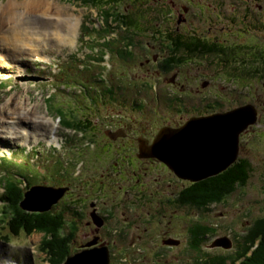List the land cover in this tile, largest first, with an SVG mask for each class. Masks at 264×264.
<instances>
[{
	"label": "rangeland",
	"instance_id": "1",
	"mask_svg": "<svg viewBox=\"0 0 264 264\" xmlns=\"http://www.w3.org/2000/svg\"><path fill=\"white\" fill-rule=\"evenodd\" d=\"M30 1L0 0V4L4 3L0 6L7 5V7H11ZM42 1L46 2L49 15L62 16L69 14L71 19L79 21L80 26L73 37L75 43L72 42L67 44V46L58 43H45L51 44V47H49V44L43 46L45 56L40 61L42 65L49 68L43 69V67L32 63L30 58L25 60V57L29 56L19 58L17 59L18 61H8L6 64L0 60V74L2 73L0 81L5 82L7 80L6 83L11 84L10 87L4 89L0 86V110L10 109L8 110L10 111L9 113H3L5 118H1V120H8L10 114L19 108L20 112L26 116L28 115L29 118L28 121L25 118V120H21L19 127L25 128L17 129L18 132H21L23 136H27L29 132L34 133L31 134V138L29 137L27 141L23 140V142L19 134H17V137L10 135L11 132L16 131L15 128L9 131L10 128L8 127L10 124L2 125L4 132L0 136L6 137V134H8L10 138L0 140V156L6 155L4 157L6 162L1 164L4 172L1 173L0 171V175L12 177L14 173H20L32 185L49 187L52 179L59 182L60 180L71 178V182H73L71 184L74 186L71 194H75L77 197H85V192H90V186H94L89 184L92 180H89L90 177L87 175L96 176L100 170V163L94 162L90 165L88 158L81 163L75 157L72 158L73 152L67 140L72 132L66 130L60 122L57 123L59 117L61 120L68 122L73 120H186L184 113L177 115L168 109H159L160 116H158V113L155 114L154 111L153 114L151 107H156L157 105L153 103L149 94V89H147L149 85L143 92L147 101L150 102L148 108L142 109L144 113H139L136 108H128L126 103H122L120 99L124 98L129 91L133 92L136 90L138 85L124 88L118 92L117 99H115V93L114 98H112L115 102L106 99V94H101L109 83L114 82L115 84L125 85L122 74L124 68H121V63L115 64L111 55L110 57L109 54L104 56L105 66L92 62V59L98 60L100 58V52L108 51L99 45L104 44V36L109 34L108 32H110L111 38L113 37L114 39L121 35L129 36L130 34L134 37L136 43H140V45L148 42L149 48H159L163 44L156 39L161 35V29L176 28L178 33L195 31L197 34L208 38V41H215L220 45L226 46V48H234L235 45L241 47V44L252 45V51L250 52L255 54L254 56L250 58L240 57L229 64L243 69V62L245 61H249L248 65H252V62L256 63L254 60L259 57L260 63L264 61V0H208L212 2L210 4L211 10L202 6L203 0H172V6L166 5L165 0ZM101 3L110 4L111 6ZM162 3H164V6ZM188 3L192 5L189 6ZM49 6H51L50 10ZM183 8H186L185 13H183ZM23 9L25 12L22 11ZM23 9L21 5L16 10L12 8V14L15 18L8 20L3 13L0 16V20L3 19L5 23L8 22L7 26L10 25L9 21L12 20L15 21L16 25L25 22H32V24L36 25L42 23V19L39 18L40 12L32 10L30 4ZM56 9H61L60 11L65 14H55ZM113 11L114 13L119 12L121 15L123 13L125 16L131 14L135 20V26L126 28L123 24L126 21L120 15L118 20H115ZM19 13H21V16L26 14L29 17L18 18ZM180 14L184 18V22H181V24L178 23ZM126 20L129 19L126 18ZM132 24L134 23L132 22ZM105 42H107L106 39ZM122 46L120 44V47ZM163 49L167 50L166 48ZM141 52L138 47L134 49L135 54H140ZM145 59L142 61H145ZM227 61L221 56L214 55L211 58L203 56L195 60H183L181 67L177 69L179 85L175 86V88L181 91V98L187 96L200 108L210 107L211 110H217L214 112L230 110L244 104H251L257 109V124L248 128L247 132L238 138L239 158L246 159L250 166L247 184L243 188H236L220 205L211 203L210 205L212 206L208 210L196 211V219L201 218L200 225L214 229L208 240L213 241L215 237L228 236L236 243L240 240L246 227H249L254 220L264 216V78L258 71L256 73L244 72L243 75L240 71L239 74H235L246 81L228 80L225 72L229 70ZM17 63L21 68L16 67ZM108 63L110 68L106 71L105 78L102 77L103 79H100L101 70L108 68ZM128 63L131 67V62ZM118 64L120 65L118 66ZM261 66L263 67L260 64L258 68ZM58 68H61L58 75L53 76L52 72L58 71ZM80 69L82 72L79 73ZM139 73V80L144 78L145 81H151L150 76H146L147 73L140 71V68L132 76L134 77ZM154 73L159 72L151 69V74ZM90 82L92 83L90 84ZM81 83L83 85L90 84L92 86L90 92L87 89L85 93L86 88L82 87ZM203 84H206V86H203ZM170 88L171 86L168 85V82H159L161 96H171L168 91ZM98 93L101 94L100 98ZM186 93L188 94L186 95ZM34 120L42 121L48 129L46 130L43 127L38 132L33 126L34 123L32 121ZM42 129L43 131L41 132ZM45 132L47 136L33 137L36 134H46ZM28 141L29 144L26 145ZM21 149H26L25 153ZM85 155L87 156V154ZM174 159L177 162H181L175 157ZM76 164H78V168L73 178L71 172L74 173L72 168ZM183 175L187 176V174ZM80 178L82 180L78 181ZM83 180H87L89 183L84 184ZM98 182L102 183V180ZM62 183L66 184L64 181ZM1 192L0 186V206L2 204L1 199H3ZM143 215L147 216L145 212ZM127 218L126 221L131 226L132 232L126 237L115 234L109 237V242H115L118 250L122 251V253L128 251L130 256H135L137 250L140 251L141 255L135 257V264H158L149 258L151 253L157 251L154 248V243L159 244L161 241V237L155 238L153 236L156 231L155 226L151 222H143L137 226L135 219L131 216H127ZM173 219L174 217H160L157 218V224L166 226L174 225L175 222V226L172 229L167 227L163 229V232L184 240L183 234H179L178 229L187 223L188 216H181L180 220L173 221ZM111 222L110 220L109 224H112ZM68 232L69 230L65 233ZM108 233L104 232L102 236H109ZM81 235V233L77 234L76 241L81 240ZM42 237H44L43 233L33 232L26 235L24 231L19 235L13 236L9 234L4 225V228L0 229V264H47L43 256L36 252V245ZM63 238L66 237L63 236ZM143 241L151 242L150 251L142 249L141 242ZM133 244H136V247ZM132 245L135 248H132ZM89 246L87 245L82 250H92H85L89 249ZM68 247H71L70 242ZM79 250L81 248L78 250L76 247L72 249L73 252H83ZM233 252L234 250L230 249L228 251H212L211 254L225 255ZM69 255L61 261V264L66 262ZM192 263V253L183 246L180 249L165 252V260L160 264Z\"/></svg>",
	"mask_w": 264,
	"mask_h": 264
},
{
	"label": "flooded vegetation",
	"instance_id": "2",
	"mask_svg": "<svg viewBox=\"0 0 264 264\" xmlns=\"http://www.w3.org/2000/svg\"><path fill=\"white\" fill-rule=\"evenodd\" d=\"M172 3V0H165L166 5L172 6ZM211 3L208 0H203L202 6L211 10ZM101 4L111 6L106 3ZM162 5L164 6V3ZM188 5L191 6L192 4L188 3ZM185 9L183 8V13L186 12ZM113 14L115 20H118L120 15L127 22H123L126 28L135 26V20L131 14L125 16L123 13L121 15L119 12L114 13V11ZM181 15H179V24L184 22V18ZM126 18L129 20H126ZM161 30V35L156 39L163 44L159 48H149L148 42L140 45V43H136L134 37L130 34L124 37L118 36L115 39L108 37L106 38L107 42L104 39V44H99L105 50H108L103 53H108L109 57L111 55L115 64H122L121 68H124L122 74L125 82V85L112 82L108 84L102 93L107 95L106 99L115 102L112 99L115 93V99H117L118 92L126 87L138 85L136 90L133 92L129 91L124 98L120 99L122 103H126L128 108H136L139 110V113H144L142 109L150 106V102L147 101L143 93L149 85L150 87L148 86L147 89H149L153 103L157 105L156 107H151L152 113L154 111L155 114L158 113V116H160L159 109H168L177 115L184 113L186 120H167L165 118H162L165 120H74L73 127L77 130V137L79 139L75 141L77 150H73L72 158L75 157L78 162L86 161L88 158L90 165L94 162H99L100 170L96 176L87 175L90 177L89 180H92L91 183L83 180L84 184L89 183L90 185H94L90 186V192H85V197H77V195L71 194L74 190L71 178L60 180L61 182H56L52 179L51 184L49 183V187L51 188L66 189L63 197L50 207L49 213H60L64 216L65 225L58 231L65 233V231L69 230V234L72 236L70 240L71 247H69L71 248L70 255L77 253V251H72L73 248L76 247L77 250L81 248L82 250L87 245H90L89 249L85 250L105 249L109 264H135V257L141 255L140 251L137 250L135 256H130L128 255V251L122 253V251L118 250L115 242H109V237L115 234L126 237L132 232L131 226L126 221L128 219L127 216H131L135 219L137 226L143 222H151L155 226L156 231L153 233V236L155 238L161 237V241L159 244L154 243V248L157 251L151 253L149 258L158 264L165 260V252L180 249L183 246L187 251L192 253V264L211 260L214 256H225L211 254L212 251H222L221 249H208L207 246L211 242L208 239L212 234V230L203 234L200 237V241H194L196 238H199L193 232L197 226V209L192 206L193 201L188 200L187 197L181 198L183 191L192 183L187 182L186 180L188 179L186 178L181 180L176 177L157 159L141 156L140 146L144 145L146 148H150L155 136L162 129L167 133H172L173 131L182 129L189 121H194V119L223 115L246 104L230 110L214 112L217 110H211L210 107L200 108L194 101L188 99L187 96L181 98V91L177 90L175 86L179 85V73L177 69L181 67L182 61L195 60L203 56L211 58L213 55L200 56L196 53L190 56V54L181 52L180 44L183 40H187L189 36L205 38L195 31L178 33L176 28H164ZM120 44L123 46L120 47ZM137 47L142 51L140 54L134 53V49ZM144 48L146 49L142 50ZM163 48H166L169 52ZM160 51L161 53H159ZM144 59L145 61H142ZM128 62H131V67ZM139 68L140 71L147 73L146 76H150L151 81H145L144 78L139 80L138 75L140 73L134 77L132 76V74L137 73V69ZM151 69L159 73L151 74ZM230 79L228 76V80ZM232 79H237V77H233ZM159 82H168V85L171 86L170 90H168L171 96L163 97L160 95ZM203 86H206V84H203ZM134 118L136 119V117ZM71 145L75 147L74 142ZM237 159H239V150ZM80 180L82 178L78 181ZM99 180H102V183L98 182ZM62 181L66 184H63ZM69 189L70 191L68 192ZM144 212L147 216L143 215ZM181 216H188L187 223L178 229V233L183 234L184 240L163 232L164 228L169 227L172 229L175 226V222L174 225L166 226L157 224V218L174 217V221L180 220ZM110 220L112 224H109ZM101 221L103 222L102 225L97 226V222ZM202 227L204 225H201L200 229ZM246 229L247 227L245 231ZM104 232H109V236H102ZM79 233L82 234L81 240L76 241L77 234ZM175 239L179 240L177 246L168 245ZM133 245L136 247V244ZM133 245L132 248H135ZM150 245V241L141 242L142 249L146 251L151 250ZM232 250L235 253L236 245H234Z\"/></svg>",
	"mask_w": 264,
	"mask_h": 264
},
{
	"label": "trees",
	"instance_id": "3",
	"mask_svg": "<svg viewBox=\"0 0 264 264\" xmlns=\"http://www.w3.org/2000/svg\"><path fill=\"white\" fill-rule=\"evenodd\" d=\"M251 47L252 45L249 44L247 46L241 44V47L235 45L234 48H226V46L220 45L215 41H208V38L191 36L180 44L182 53L190 54V56L196 53L200 56L207 54L221 56L228 60L227 64L240 57L250 58L254 56L255 54L250 52L252 51ZM259 58L255 59L256 63L252 62V65L247 64L249 61L243 62V69L229 64V70L226 72L231 79L237 77V80L242 81L246 80L235 73L239 74L241 71L243 75L244 72L256 73L258 71L261 73L262 78H264V61L260 63ZM260 64L263 67L258 68ZM88 92H90L89 89ZM47 101L49 107V97ZM63 123L66 126L72 127L71 122L64 120ZM4 161V156L0 157L1 173L4 172V168L1 165ZM249 175L250 166L248 161L239 158L225 171L215 176H210L199 181H192V184L183 191L181 198L187 197L188 200L193 201L192 205L194 207L202 211L206 205L218 203L227 198L236 188H243L247 184ZM0 186L3 190L1 195L3 199H1L2 204L0 206V222L2 226L5 225L9 234L13 236L19 235L23 231L26 235L33 232L43 233L44 237L41 238L37 251L45 256L44 261H47L49 264H61V261L71 252V248L68 247L71 238L69 232L61 233L58 231L65 225L64 216L60 213H27L20 210L19 203L22 200V195L31 186L20 173H14L12 177L8 175L6 177L1 174ZM200 226L198 224L193 230L199 236L194 241H200V237L203 234L213 229L208 226L200 229ZM63 236L67 239L63 238ZM240 241L238 240L237 242L235 254L214 256L211 260L199 262V264H236V262H239L238 264H264V216L254 220L247 227Z\"/></svg>",
	"mask_w": 264,
	"mask_h": 264
},
{
	"label": "bare ground",
	"instance_id": "4",
	"mask_svg": "<svg viewBox=\"0 0 264 264\" xmlns=\"http://www.w3.org/2000/svg\"><path fill=\"white\" fill-rule=\"evenodd\" d=\"M14 2L16 3V1ZM29 4L32 10H38L40 12L39 18L42 19V23L40 25L32 24V22H25L21 23L20 25H16L15 21L12 20L9 21L10 25L7 26L8 22L5 23V20H0V60L4 61V64H6L8 61H18L17 59L24 56L40 58L41 45L45 44L46 42L58 43L62 45L65 44V46L74 42L73 37L76 35L78 30L77 28L80 26V23L77 19H71L69 14L62 15V18H59L57 15H49L46 2L42 0H31L30 2H24L22 4L20 3L22 9L26 8ZM20 5H13L11 7H7V5L0 6V16L4 13V16H6L8 20L15 18L12 14V8L13 10H16L20 8ZM50 9L51 6H49V10ZM60 10L56 9L55 11L57 13L55 12V14H65ZM22 11L25 12L24 9ZM25 17L29 16L26 14L25 16H21V13L18 14V18ZM10 28L11 30H9ZM8 110L10 109L6 108L0 110V135H2L4 132V127L2 125L10 124L8 127L10 128L9 131L13 128L16 129V131L11 132L10 135L17 137V134H19L22 141H27L29 137L31 138V134L34 133L29 132L27 136H23V134L21 132L19 133L17 129L21 130L25 128L19 126L21 125V120L26 119V121H28V115L26 116L25 114L21 113L20 109L18 108L17 111L14 110L10 114V117H8L9 119L7 118L8 120H6L7 122L5 120H1V118H5V114L3 113L10 112ZM244 121L245 120H209L200 123L193 121L178 132H161L156 139L155 144L157 143L156 147H158L159 150H163L168 153L171 150L177 159H180L182 162L185 161L184 166L187 167V176L184 178L190 179L192 181H199L215 174V172H218V170L227 163L231 157V153L226 146V139H228L227 137L230 136L229 141L231 142V138H233L234 133L237 132V128L239 126L241 127ZM32 122L34 123L33 126L36 128V130H38V132L43 127L46 128V130L48 129L46 125L40 120H34ZM46 123L48 124L47 121ZM42 131L43 129L41 132ZM41 134L42 135L36 134L33 137L47 136V133ZM10 135L6 134V137L0 136V140L9 139ZM208 137L209 139L206 141ZM140 149V155L143 157H156L161 160V162L163 161L166 164H170L169 161H171V163H173L175 166L178 163L175 159L168 158V161L166 158L156 153L151 147L146 148V146L141 145ZM175 166L173 167L177 170ZM175 169L173 170L176 173L178 172L177 174L181 176L179 171H176ZM50 194L51 193L48 195ZM35 199L36 206H34L32 209L36 210L38 209L37 206H41L42 204L43 207L48 202L44 201V199L47 198L41 197L40 195L35 196ZM28 203H31V201ZM217 245H224V247H226L224 243H218ZM73 263H75V260H72V264ZM107 263L109 264L108 260ZM82 264L87 263L84 262ZM89 264H93V261L91 260Z\"/></svg>",
	"mask_w": 264,
	"mask_h": 264
},
{
	"label": "water",
	"instance_id": "5",
	"mask_svg": "<svg viewBox=\"0 0 264 264\" xmlns=\"http://www.w3.org/2000/svg\"><path fill=\"white\" fill-rule=\"evenodd\" d=\"M257 117H258V112L254 106L244 105L242 107L236 108V109L230 111L229 113H226L223 115L220 114V115H213V116L201 118V119H194V121H196V123L206 122L209 120H245L244 123L242 124V126L241 127L239 126L237 128V132L234 133L233 138H231V142L229 141L230 136L227 137L228 139H226V146L230 150L231 157L229 158L227 163L224 164L223 167H221L218 170V172H215V174H213L211 176H215V175L225 171L228 167H230L235 162V160L237 159V156H238V138H239V135L242 134L243 132H246V130L248 128L256 125L257 124ZM190 122H193V121H189L183 128H185ZM219 127H223V126H219ZM180 130H178V131H180ZM178 131H173V132H178ZM161 132H163V130L159 131L157 133V135L155 136V139H154V142H153L151 148L153 150H155V152L158 153L160 156L166 158L169 161V159H174V157H175L173 155V151L170 150L168 153V152H165L163 150H159L158 147H156L157 143L155 144V141ZM208 139H209V137L206 139V141ZM150 158H155L158 161H161L156 157H150ZM169 162H170V164H166L165 162L162 161V163H164L177 177L184 179L185 176L183 174H186V169H187V167L184 166L185 161L178 162L176 166L173 163H171V161H169ZM171 164L177 168V170L179 171V173L183 177L179 176L177 174L178 172L176 173L173 170L175 168ZM208 177H210V176H208ZM188 180H190V179H188ZM190 181H192V180H190ZM65 191H66V189H63V188L54 189V188H49V187L34 186V187L29 188V190H27L23 194V199L19 203V206H20L21 210L27 211L30 213L49 212L50 207L53 204H55L59 199L62 198ZM49 193H51V194L48 195ZM37 195H40L41 197L47 198V199H44V201H46V202L48 201L46 203V205L43 207H42V204H41V206H37L39 210L38 209L37 210L32 209V208H34V206H36L35 205V201H36L35 196H37ZM30 201H31V203H28ZM101 224H102V222H97L98 226H100ZM218 243H224L226 247H224V245L223 246L217 245ZM209 248L210 249L211 248L230 249L231 248V241L226 237L219 238V239L214 240L212 242V244L209 246ZM72 260H75V263H73V264H82L84 262L89 264L91 260L93 261V264H106L107 260H108V256H107L106 250H103V249L83 251V252L76 253L72 256H68L67 260H66V262H64V264H72Z\"/></svg>",
	"mask_w": 264,
	"mask_h": 264
},
{
	"label": "clouds",
	"instance_id": "6",
	"mask_svg": "<svg viewBox=\"0 0 264 264\" xmlns=\"http://www.w3.org/2000/svg\"><path fill=\"white\" fill-rule=\"evenodd\" d=\"M251 105V104H250ZM257 110V109H256ZM258 118V117H257Z\"/></svg>",
	"mask_w": 264,
	"mask_h": 264
}]
</instances>
